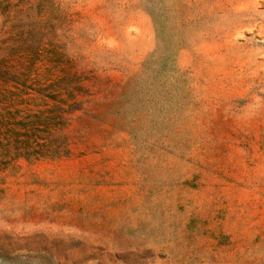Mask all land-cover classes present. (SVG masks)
<instances>
[{"label":"rangeland","instance_id":"obj_1","mask_svg":"<svg viewBox=\"0 0 264 264\" xmlns=\"http://www.w3.org/2000/svg\"><path fill=\"white\" fill-rule=\"evenodd\" d=\"M0 264H264V0H0Z\"/></svg>","mask_w":264,"mask_h":264}]
</instances>
